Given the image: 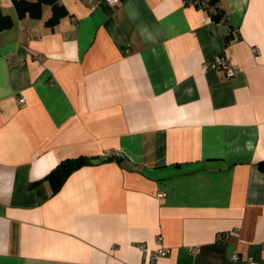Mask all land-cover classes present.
Wrapping results in <instances>:
<instances>
[{
	"label": "crops",
	"instance_id": "obj_1",
	"mask_svg": "<svg viewBox=\"0 0 264 264\" xmlns=\"http://www.w3.org/2000/svg\"><path fill=\"white\" fill-rule=\"evenodd\" d=\"M59 3L0 0V264H264V0Z\"/></svg>",
	"mask_w": 264,
	"mask_h": 264
},
{
	"label": "trees",
	"instance_id": "obj_2",
	"mask_svg": "<svg viewBox=\"0 0 264 264\" xmlns=\"http://www.w3.org/2000/svg\"><path fill=\"white\" fill-rule=\"evenodd\" d=\"M218 0H198V4L203 5L205 2L208 5H215ZM17 14L19 17L29 15L34 18H39L42 15L43 5H50L52 14L47 20L49 25H54L59 19L64 16L67 11L65 7L59 3V0H13ZM211 11V17L214 21L222 19L224 12L218 7H214ZM13 25V19L9 14L3 13L0 6V31L8 29ZM90 163V159L85 156H78L74 158H66L59 162L46 175L54 189L59 188L67 177L80 166ZM259 167L264 169V161L259 163Z\"/></svg>",
	"mask_w": 264,
	"mask_h": 264
},
{
	"label": "built area",
	"instance_id": "obj_3",
	"mask_svg": "<svg viewBox=\"0 0 264 264\" xmlns=\"http://www.w3.org/2000/svg\"><path fill=\"white\" fill-rule=\"evenodd\" d=\"M88 1L91 4L92 8H96L103 0H88ZM106 1L115 2L117 0H106ZM193 1L195 4L198 3V0H193ZM205 7H207V5H205ZM251 50L254 54H256L258 52V46L257 45L252 46ZM203 67L205 69H223L225 70L226 74L229 77L235 75L233 64L231 63L229 57L226 54H218L215 55L213 58L206 60L203 64ZM20 101H24V99L21 98ZM158 239L159 240L161 239L160 235L158 236ZM139 247L141 249H144V244H141ZM188 250L193 253L196 252L198 249L195 246H190ZM168 251L169 250L167 247L161 246L156 251L152 252L149 257L151 264L156 257H158L159 255H166ZM231 259L235 261L242 260L243 264H257L252 259H241L238 252L236 251L232 254Z\"/></svg>",
	"mask_w": 264,
	"mask_h": 264
},
{
	"label": "water",
	"instance_id": "obj_4",
	"mask_svg": "<svg viewBox=\"0 0 264 264\" xmlns=\"http://www.w3.org/2000/svg\"><path fill=\"white\" fill-rule=\"evenodd\" d=\"M101 158H95L93 159L94 162H98Z\"/></svg>",
	"mask_w": 264,
	"mask_h": 264
}]
</instances>
